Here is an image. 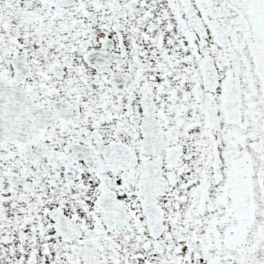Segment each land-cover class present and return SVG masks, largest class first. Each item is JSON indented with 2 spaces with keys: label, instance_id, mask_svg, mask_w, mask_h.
Listing matches in <instances>:
<instances>
[{
  "label": "snow or ice",
  "instance_id": "obj_1",
  "mask_svg": "<svg viewBox=\"0 0 264 264\" xmlns=\"http://www.w3.org/2000/svg\"><path fill=\"white\" fill-rule=\"evenodd\" d=\"M0 264H264V0H0Z\"/></svg>",
  "mask_w": 264,
  "mask_h": 264
}]
</instances>
